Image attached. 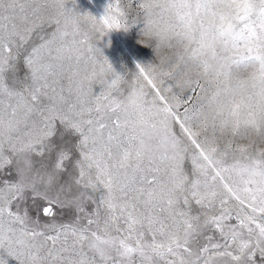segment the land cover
<instances>
[{
	"label": "snow or ice",
	"instance_id": "snow-or-ice-1",
	"mask_svg": "<svg viewBox=\"0 0 264 264\" xmlns=\"http://www.w3.org/2000/svg\"><path fill=\"white\" fill-rule=\"evenodd\" d=\"M121 2L97 19L68 0H0V264H264V0ZM132 8L158 52L184 45L159 84L157 65L136 67L144 109L194 149L191 176L185 157L134 154L111 104L122 76L85 56L89 25L127 32ZM185 92L205 94L191 114ZM54 205L72 217L41 225Z\"/></svg>",
	"mask_w": 264,
	"mask_h": 264
},
{
	"label": "rangeland",
	"instance_id": "rangeland-1",
	"mask_svg": "<svg viewBox=\"0 0 264 264\" xmlns=\"http://www.w3.org/2000/svg\"><path fill=\"white\" fill-rule=\"evenodd\" d=\"M110 0H75V4L68 0L66 3L65 8L72 9L74 12H78L80 14L89 13L92 16L96 17L97 19L100 18L104 14V9ZM113 4L117 3V0H112ZM134 2V0H122L121 7H125L127 4ZM127 10V9H126ZM130 11V15L128 17L129 29L127 32L124 31H113L110 34H105L101 36L97 29L99 26L92 27L89 25L88 31L89 35L91 36V44L93 45V51L87 52L85 51V56H92L97 61L96 68L99 70L100 64L102 63L104 57L109 61L113 70L123 76L127 74L128 79L130 81L137 80L140 84H145V90L151 93V89L147 87L146 82L143 81L142 77H139L137 64L141 66L148 67L150 65H158L160 64V55L163 54L167 56H174L175 54L182 53L184 45L177 43L175 40L172 42L173 46L171 48L163 47L159 52L156 50L155 41L151 40L148 42V46H144L138 43V40H144V36L141 34V30L143 28L142 17H137V13L139 12L138 8H132ZM81 23H85L81 20ZM187 43V42H185ZM103 51L104 57L100 54V51ZM155 53V54H154ZM83 64V61H81ZM21 75H23V69H21ZM152 75V74H151ZM193 79H196L195 73L190 74ZM242 76H246L247 73H242ZM153 77V75H152ZM78 79V78H77ZM156 80L157 84L161 79H167L160 74L153 78ZM203 82V81H202ZM67 83V81H65ZM171 81H166L165 86H170ZM101 90L100 85H93V93L99 94ZM75 91V85H74ZM173 91L179 93L181 90L176 88ZM199 93V89H197ZM169 96V102L175 103V101L171 100V94H167ZM185 96H192V99L189 101L187 106L191 110L198 106L205 94L200 95H192V93L185 92ZM151 98V96L149 97ZM184 106H182L179 111L183 113ZM175 134L186 144L189 145V153L186 154L184 159V169L189 174L192 175V164L190 160L191 154L194 152V149L191 147L187 138L183 136L180 128L178 125H174ZM203 139V135L200 137ZM223 143V141H221ZM240 143H246V141H240ZM69 173L74 174V169L72 164L68 165L65 173L61 177V182L64 180L69 179ZM5 179H9L11 177H3ZM43 203V202H42ZM29 210V215L35 219L36 218V211L31 207V202L26 205ZM73 213H69L66 210L53 206V217H45L43 215L42 209L39 214V220L41 225L50 224L53 221L59 223L68 221L72 217Z\"/></svg>",
	"mask_w": 264,
	"mask_h": 264
},
{
	"label": "clouds",
	"instance_id": "clouds-1",
	"mask_svg": "<svg viewBox=\"0 0 264 264\" xmlns=\"http://www.w3.org/2000/svg\"><path fill=\"white\" fill-rule=\"evenodd\" d=\"M144 38L137 42L148 46V42L152 39ZM98 51L104 57L103 51ZM165 58L163 54L159 57L160 61ZM151 74L153 78L159 74V64L156 71ZM119 84L120 88L115 91L111 104L130 123L134 137L132 145L134 154L145 160L156 161L161 165H168L174 160L184 158L189 153V145L165 131L168 127V120L162 113L148 112L144 109L145 95L138 79L130 81L127 74H124ZM82 86H84V81H78L76 87Z\"/></svg>",
	"mask_w": 264,
	"mask_h": 264
}]
</instances>
